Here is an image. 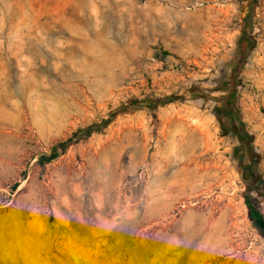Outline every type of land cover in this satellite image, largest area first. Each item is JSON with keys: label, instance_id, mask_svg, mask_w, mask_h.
<instances>
[{"label": "rangeland", "instance_id": "1", "mask_svg": "<svg viewBox=\"0 0 264 264\" xmlns=\"http://www.w3.org/2000/svg\"><path fill=\"white\" fill-rule=\"evenodd\" d=\"M249 0H0V264H264V0L237 79L246 148L211 99ZM166 52V53H163ZM119 117L47 164L72 129ZM26 170L13 192L9 187Z\"/></svg>", "mask_w": 264, "mask_h": 264}, {"label": "trees", "instance_id": "2", "mask_svg": "<svg viewBox=\"0 0 264 264\" xmlns=\"http://www.w3.org/2000/svg\"><path fill=\"white\" fill-rule=\"evenodd\" d=\"M257 5L258 0H249L248 2V7L243 17L239 33L236 36L233 52L228 62L229 70L221 80V92L217 95L191 92L190 95L191 97L201 98L203 100H213V107L216 115L223 119H227L238 127L237 129L241 138L244 140H241L238 145L233 147V156L237 159L240 158L238 151L246 148L245 139L248 138L247 133L244 130L242 116L235 104L238 97L237 79L250 54L252 43L251 32L254 26L253 13ZM179 97V95L172 93H162L158 95L150 94L141 97H131L114 105H110L102 116L78 125L65 137L55 140L47 151L37 154L35 157V163L39 166L40 173L42 174L43 169L47 164L55 161L68 150L77 147L81 142L87 140L94 134L103 133L119 117L146 109L151 112L152 117L155 118V111L159 107L174 103L179 100ZM245 168L247 175L244 178L245 188L242 192V196L246 206L247 216L252 225L264 235V214L259 208H257L250 196V191L252 190V169L249 164ZM25 177L26 170H22L19 179L9 187V191L13 192L19 184V180H23Z\"/></svg>", "mask_w": 264, "mask_h": 264}]
</instances>
